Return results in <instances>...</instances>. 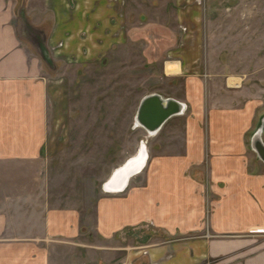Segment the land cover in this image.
<instances>
[{
	"label": "rangeland",
	"instance_id": "1",
	"mask_svg": "<svg viewBox=\"0 0 264 264\" xmlns=\"http://www.w3.org/2000/svg\"><path fill=\"white\" fill-rule=\"evenodd\" d=\"M7 1L17 35L32 52L42 37L36 41L25 21L41 28V10L49 8L55 18L67 20V27L58 46L46 43V58L41 57L53 75V150L44 165H0V175L14 180L0 183V197L21 198L37 190L53 207L78 211L80 234L66 244L53 243L50 264H123L126 254L140 250L144 232L155 230L132 227L111 239L100 236L98 202L126 190L107 191L105 182L142 142L148 156L182 153L190 115L188 106L149 135L135 124L140 101L153 93L183 99L186 75L192 74L206 94L219 79H227L229 89H247L260 98L264 111V0H68L50 7L44 0ZM192 6L199 8L197 19ZM167 61H178L179 73H166ZM227 93L215 98L225 102ZM208 97L202 108L211 102ZM27 174H36L38 181L25 179Z\"/></svg>",
	"mask_w": 264,
	"mask_h": 264
},
{
	"label": "crops",
	"instance_id": "2",
	"mask_svg": "<svg viewBox=\"0 0 264 264\" xmlns=\"http://www.w3.org/2000/svg\"><path fill=\"white\" fill-rule=\"evenodd\" d=\"M44 1L49 7L68 2ZM10 5L0 0V165H44L54 147L53 75L41 57L46 43L58 46L67 20L44 8V26L25 21L36 41L42 37L37 54L20 41ZM190 9L194 18L200 14ZM186 76L185 97L176 99L190 107L183 152L148 156L124 193L102 197L96 232L111 239L126 228L155 230L144 232L140 250L126 254L123 264H264V163L250 145L264 124L260 98L243 87L229 89L227 79L216 80L206 94L199 77ZM222 91L225 102L215 98ZM206 95L211 102L202 108ZM24 178L38 181L36 174ZM13 181L0 175V183ZM38 195L0 197V264H50L53 243L80 234L78 211L53 207Z\"/></svg>",
	"mask_w": 264,
	"mask_h": 264
},
{
	"label": "water",
	"instance_id": "3",
	"mask_svg": "<svg viewBox=\"0 0 264 264\" xmlns=\"http://www.w3.org/2000/svg\"><path fill=\"white\" fill-rule=\"evenodd\" d=\"M185 109V103L174 98L162 97L157 93L149 94L140 101L135 114V124L142 127L149 135H153L160 131L167 120L173 116L182 114ZM261 122H264V116L262 117ZM263 132L264 124L262 123V125L254 132L250 145L251 149L257 154L258 159L264 163ZM127 162L125 164H127ZM138 172L140 171L138 170L136 173ZM136 173H131L128 177L126 176L127 178H123L121 188L107 191H123L125 187H127L129 178Z\"/></svg>",
	"mask_w": 264,
	"mask_h": 264
},
{
	"label": "bare ground",
	"instance_id": "4",
	"mask_svg": "<svg viewBox=\"0 0 264 264\" xmlns=\"http://www.w3.org/2000/svg\"><path fill=\"white\" fill-rule=\"evenodd\" d=\"M29 30L31 31V29H28V31ZM165 71L170 75L175 74L178 71L177 63L173 61L166 62ZM147 150L148 149L145 145V142H142L139 151L133 157L130 158L127 164H122L120 167H118L111 173V175L105 182L104 185L105 189L106 190L119 189L123 184V178H125L126 176L128 177L131 173H136L138 170L141 171L146 163V159L148 156Z\"/></svg>",
	"mask_w": 264,
	"mask_h": 264
},
{
	"label": "built area",
	"instance_id": "5",
	"mask_svg": "<svg viewBox=\"0 0 264 264\" xmlns=\"http://www.w3.org/2000/svg\"><path fill=\"white\" fill-rule=\"evenodd\" d=\"M198 1V0H197Z\"/></svg>",
	"mask_w": 264,
	"mask_h": 264
}]
</instances>
